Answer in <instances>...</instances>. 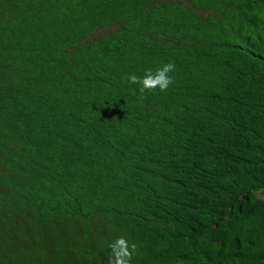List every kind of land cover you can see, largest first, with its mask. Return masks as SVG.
<instances>
[{"label":"trees","instance_id":"trees-1","mask_svg":"<svg viewBox=\"0 0 264 264\" xmlns=\"http://www.w3.org/2000/svg\"><path fill=\"white\" fill-rule=\"evenodd\" d=\"M174 61V84L127 82ZM264 264V0H0V264Z\"/></svg>","mask_w":264,"mask_h":264},{"label":"clouds","instance_id":"clouds-1","mask_svg":"<svg viewBox=\"0 0 264 264\" xmlns=\"http://www.w3.org/2000/svg\"><path fill=\"white\" fill-rule=\"evenodd\" d=\"M175 69V62L170 61L162 64L155 70L151 68L146 69L143 76L130 73L125 79L128 83L137 85L138 91L143 97L144 94L155 93L157 90L166 92L174 84L171 73ZM108 249L106 264H132L133 258L137 254V244L130 242L124 236H118L110 241Z\"/></svg>","mask_w":264,"mask_h":264}]
</instances>
